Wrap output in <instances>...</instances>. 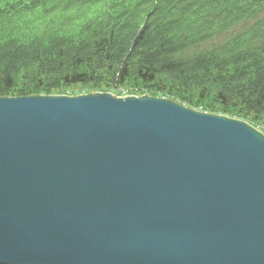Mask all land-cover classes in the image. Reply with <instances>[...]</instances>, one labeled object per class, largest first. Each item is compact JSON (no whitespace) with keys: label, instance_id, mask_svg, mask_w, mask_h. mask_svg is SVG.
Listing matches in <instances>:
<instances>
[{"label":"water","instance_id":"95a60500","mask_svg":"<svg viewBox=\"0 0 264 264\" xmlns=\"http://www.w3.org/2000/svg\"><path fill=\"white\" fill-rule=\"evenodd\" d=\"M0 264H264V134L149 95L0 97Z\"/></svg>","mask_w":264,"mask_h":264},{"label":"trees","instance_id":"16d2710c","mask_svg":"<svg viewBox=\"0 0 264 264\" xmlns=\"http://www.w3.org/2000/svg\"><path fill=\"white\" fill-rule=\"evenodd\" d=\"M110 79L262 119L264 0H0V97Z\"/></svg>","mask_w":264,"mask_h":264},{"label":"rangeland","instance_id":"374dc122","mask_svg":"<svg viewBox=\"0 0 264 264\" xmlns=\"http://www.w3.org/2000/svg\"><path fill=\"white\" fill-rule=\"evenodd\" d=\"M23 82H25L24 80H18L17 82V86L18 88H23ZM110 87H106L105 85L102 86H96L95 84H80V85H74L70 88H62V89H55L53 91L50 92V94H46L43 93L42 94H32V95H27V96H34V95H47V96H59V95H63V96H69V97H75L78 95H87L89 93H110L116 97H126V96H135V97H141L143 95H149L151 97L154 98H164V99H168L170 101L176 102L179 105H182L186 108H190L193 109L195 111L198 112H202V113H207V114H214V115H220V116H226L228 118L231 119H237L240 121H243L247 124H249L250 126H252L253 128H255L256 130L260 131L262 134H264V116L262 119L256 120V121H251L252 119H247V120H243L240 117H238L235 113H229L227 115H222L221 113H218V109L217 106H211L212 108L210 110H202V109H196L195 107H192L190 105V103L188 102L187 99H185L184 97L181 96H166L164 94H158L157 96L152 95L147 93V90L142 91V90H138L137 88L134 87H126L125 86H115L111 79H110ZM10 96L8 98L11 97H18V94H9ZM4 98V97H2Z\"/></svg>","mask_w":264,"mask_h":264}]
</instances>
